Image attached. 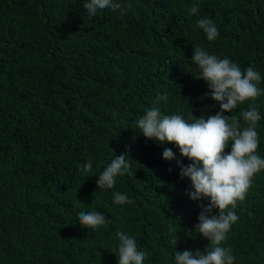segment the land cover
Returning <instances> with one entry per match:
<instances>
[{
    "label": "trees",
    "instance_id": "16d2710c",
    "mask_svg": "<svg viewBox=\"0 0 264 264\" xmlns=\"http://www.w3.org/2000/svg\"><path fill=\"white\" fill-rule=\"evenodd\" d=\"M86 2L0 0V264H118L117 231L147 250L144 264H164L165 256L174 264L175 251L204 253L210 241L196 226L209 201L190 198L177 164L191 161L173 143L146 139L136 121L157 94H167L155 105L163 114L189 122L219 111L202 99L210 90L195 78L194 46L242 70L254 66L264 89V0H113L117 10L95 16ZM204 17L219 30L214 41L196 25ZM253 103L264 158V95L225 114L246 126L240 113ZM165 148L176 159H164ZM121 154L132 174L99 189L98 175ZM88 161L92 172L82 174ZM115 192L134 203H114ZM81 211L110 222L82 228ZM234 211L222 246L235 264H264V170Z\"/></svg>",
    "mask_w": 264,
    "mask_h": 264
},
{
    "label": "clouds",
    "instance_id": "9594fccd",
    "mask_svg": "<svg viewBox=\"0 0 264 264\" xmlns=\"http://www.w3.org/2000/svg\"><path fill=\"white\" fill-rule=\"evenodd\" d=\"M84 7L95 16L98 10L110 7L115 11L119 5L113 0H87ZM198 12V4L189 8L191 15ZM196 25L204 31L208 41L219 36L216 24L206 17L197 20ZM191 59L199 68L195 78L204 80L210 90L202 99L210 96L219 104V111L200 118L192 115L189 122L181 115L163 114L155 105L162 100L166 102L167 94H157L154 106L148 108L136 123L146 139L161 145L173 143L179 148L181 156L191 161L187 166L177 161L181 178L190 179L194 189L189 193L190 198L209 201L207 205H200L202 211L196 226V232L210 241L206 252L175 251L174 264H235L231 247L222 245L231 226L238 220L234 211L237 201L245 199L253 176L264 170V158L257 154V123L262 117L254 103L240 113L246 126L241 125L237 116L225 113H233L240 104L264 95V89L258 87L262 76L254 66L242 70L238 63L210 54L203 46H194ZM229 147L231 150L226 151ZM163 158L171 161L176 155L171 148H165ZM130 159L127 154L116 155L98 175L97 187L112 189L118 177L131 175ZM79 171L82 174L92 172L91 161L83 164ZM113 198L119 205L134 203L127 194L120 192H115ZM214 210H218V214H213ZM109 222L100 211L79 213L82 228L95 230ZM116 236L119 240L118 264H144L148 252L138 247L136 238L123 231H117ZM178 239L177 236L171 241L175 247ZM164 264H167L166 256Z\"/></svg>",
    "mask_w": 264,
    "mask_h": 264
}]
</instances>
